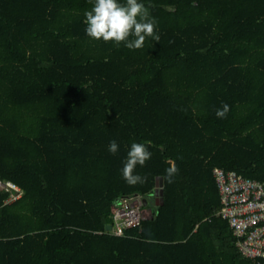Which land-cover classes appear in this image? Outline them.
<instances>
[{
  "label": "trees",
  "instance_id": "16d2710c",
  "mask_svg": "<svg viewBox=\"0 0 264 264\" xmlns=\"http://www.w3.org/2000/svg\"><path fill=\"white\" fill-rule=\"evenodd\" d=\"M93 2L0 0V181L24 194L0 195V264H264L215 216L214 177L264 181V0H141L161 37L142 50L90 39ZM133 143L152 153L134 186ZM161 179L141 228L106 231Z\"/></svg>",
  "mask_w": 264,
  "mask_h": 264
},
{
  "label": "built area",
  "instance_id": "2783aa9c",
  "mask_svg": "<svg viewBox=\"0 0 264 264\" xmlns=\"http://www.w3.org/2000/svg\"><path fill=\"white\" fill-rule=\"evenodd\" d=\"M219 186L221 208L215 214L227 220L237 239V248L244 258L264 259V181L245 178L237 172L214 171ZM9 193L5 204H13L24 197L23 189L12 183L0 181V195ZM145 199L136 197L122 199L112 207V233L128 237L134 228H141L145 219ZM151 217V216H150Z\"/></svg>",
  "mask_w": 264,
  "mask_h": 264
},
{
  "label": "clouds",
  "instance_id": "9594fccd",
  "mask_svg": "<svg viewBox=\"0 0 264 264\" xmlns=\"http://www.w3.org/2000/svg\"><path fill=\"white\" fill-rule=\"evenodd\" d=\"M86 34L94 41L114 43L119 48L122 44L129 50H142L149 39L158 43L157 21L150 14L149 8L141 0H94L91 10L84 13ZM230 111L228 104L216 110L218 119H226ZM118 144L111 141L108 151L116 155ZM152 153L144 143H133L122 168V177L129 185L143 183L144 178L136 173L137 166L143 167L151 159ZM166 169L169 183L174 182L178 174L175 162H170Z\"/></svg>",
  "mask_w": 264,
  "mask_h": 264
},
{
  "label": "crops",
  "instance_id": "0c3cea01",
  "mask_svg": "<svg viewBox=\"0 0 264 264\" xmlns=\"http://www.w3.org/2000/svg\"><path fill=\"white\" fill-rule=\"evenodd\" d=\"M160 193H156L154 196H152V200L150 203V207H149V203L145 202V205H144V214L148 217H150L153 213H154V206H158V204H160V196H159ZM146 201V200H145Z\"/></svg>",
  "mask_w": 264,
  "mask_h": 264
},
{
  "label": "water",
  "instance_id": "95a60500",
  "mask_svg": "<svg viewBox=\"0 0 264 264\" xmlns=\"http://www.w3.org/2000/svg\"><path fill=\"white\" fill-rule=\"evenodd\" d=\"M164 186H165L164 180L161 179L160 183L158 184V191H157V193H159V191H161L160 194H159V196L161 198V204H158V206H163L164 205V195H165ZM106 231H108V232L112 231V225L111 224L106 226Z\"/></svg>",
  "mask_w": 264,
  "mask_h": 264
},
{
  "label": "rangeland",
  "instance_id": "374dc122",
  "mask_svg": "<svg viewBox=\"0 0 264 264\" xmlns=\"http://www.w3.org/2000/svg\"><path fill=\"white\" fill-rule=\"evenodd\" d=\"M152 199H153V198L146 200L147 203H149V207L151 206V205H150V204H151L150 202L153 201Z\"/></svg>",
  "mask_w": 264,
  "mask_h": 264
}]
</instances>
